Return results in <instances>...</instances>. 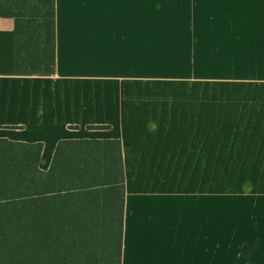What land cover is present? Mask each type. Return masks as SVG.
Masks as SVG:
<instances>
[{"label":"crops","instance_id":"1","mask_svg":"<svg viewBox=\"0 0 264 264\" xmlns=\"http://www.w3.org/2000/svg\"><path fill=\"white\" fill-rule=\"evenodd\" d=\"M0 138L121 139V264H264V0H0Z\"/></svg>","mask_w":264,"mask_h":264},{"label":"trees","instance_id":"2","mask_svg":"<svg viewBox=\"0 0 264 264\" xmlns=\"http://www.w3.org/2000/svg\"><path fill=\"white\" fill-rule=\"evenodd\" d=\"M43 148L0 138V264H121V139L60 140L48 170Z\"/></svg>","mask_w":264,"mask_h":264}]
</instances>
